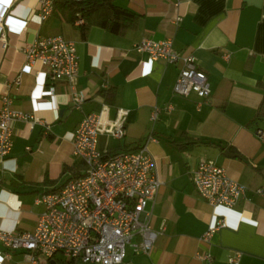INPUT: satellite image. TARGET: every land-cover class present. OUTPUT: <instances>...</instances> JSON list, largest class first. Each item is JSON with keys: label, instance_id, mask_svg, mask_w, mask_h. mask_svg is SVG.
Returning a JSON list of instances; mask_svg holds the SVG:
<instances>
[{"label": "crops", "instance_id": "crops-1", "mask_svg": "<svg viewBox=\"0 0 264 264\" xmlns=\"http://www.w3.org/2000/svg\"><path fill=\"white\" fill-rule=\"evenodd\" d=\"M38 2L0 0V99L8 92L11 109L29 116L13 123L12 150L0 161V230L34 231L44 212L36 199L83 174L72 155L75 129L106 107L111 120L118 110L127 112L125 136H99V150L114 154L146 144L162 182L147 207L160 235L148 255L130 250L123 264H207L199 253L209 254L210 264H228L235 254L239 264H264V195L254 193L264 187V140L256 135L261 125L248 126L264 99V0H113L139 16L137 27L123 36L91 27L84 38L60 10L40 22ZM56 35L76 47L72 84L48 81L44 68L25 60L24 49L38 37ZM144 39H170L177 53L194 56L210 95L176 97L180 65L137 52L134 45ZM18 75L20 84L10 89ZM73 93L84 98L78 110ZM167 106L173 110L166 112ZM149 136L156 141L146 142ZM201 162L224 169L246 188L236 207H212L198 195L192 172ZM218 220L224 226L203 243ZM0 264L34 263L0 246Z\"/></svg>", "mask_w": 264, "mask_h": 264}, {"label": "built area", "instance_id": "built-area-1", "mask_svg": "<svg viewBox=\"0 0 264 264\" xmlns=\"http://www.w3.org/2000/svg\"><path fill=\"white\" fill-rule=\"evenodd\" d=\"M54 10V0H39L37 12L40 22L47 20ZM83 24L80 19L75 26ZM21 29L17 32L20 33ZM150 60L180 65L172 92L187 99L192 94L204 100L210 95L205 74L197 69L192 55H181L173 49L170 39L153 42L141 40L134 45ZM27 65L39 64L48 81L72 84L78 73L75 45L62 36L38 37L24 49ZM18 75L10 89L20 84ZM83 97L72 94V104L78 110ZM12 98L5 93L0 99V161L13 147L12 125L29 116L11 109ZM202 102L197 103L200 108ZM171 112V106L166 107ZM107 108L83 118L73 133L72 155L83 165V174L66 182L59 191L42 194L36 204L44 207L32 232L0 230V246L7 251H22L31 263L48 264H123L126 248L136 255H148L160 235L151 227L149 204L156 199L162 185L155 171V162L146 144L136 151L105 154L98 148L99 136L121 140L125 136L127 112L118 110L114 119L106 116ZM159 110L152 115L154 120ZM256 135L264 140V131ZM149 136L146 142H155ZM192 184L198 195L212 207L233 209L245 196L246 188L229 178L224 169L201 162L192 172ZM264 195V187L254 191ZM222 220L202 235L208 243ZM197 259L210 264L209 254L199 253ZM239 254L228 264H239Z\"/></svg>", "mask_w": 264, "mask_h": 264}, {"label": "trees", "instance_id": "trees-1", "mask_svg": "<svg viewBox=\"0 0 264 264\" xmlns=\"http://www.w3.org/2000/svg\"><path fill=\"white\" fill-rule=\"evenodd\" d=\"M57 10L63 13L66 21L71 25H75L76 21L80 19L83 21V24L78 26L83 38L91 27H99L112 35L123 36L127 31L135 29L139 22L138 15L117 7L113 0H54L53 13ZM259 125L264 130V99L257 109L256 116L248 126L257 129ZM191 144L196 145L197 142ZM205 144L221 149L220 146L213 143ZM139 148L140 146L137 149ZM55 264L62 263L56 261Z\"/></svg>", "mask_w": 264, "mask_h": 264}, {"label": "rangeland", "instance_id": "rangeland-1", "mask_svg": "<svg viewBox=\"0 0 264 264\" xmlns=\"http://www.w3.org/2000/svg\"><path fill=\"white\" fill-rule=\"evenodd\" d=\"M126 254H127V256L130 255V248L129 247L126 248Z\"/></svg>", "mask_w": 264, "mask_h": 264}, {"label": "water", "instance_id": "water-1", "mask_svg": "<svg viewBox=\"0 0 264 264\" xmlns=\"http://www.w3.org/2000/svg\"><path fill=\"white\" fill-rule=\"evenodd\" d=\"M224 155H229V156H232L231 154H229V153H224ZM233 157V156H232ZM50 264H54V262H50Z\"/></svg>", "mask_w": 264, "mask_h": 264}]
</instances>
